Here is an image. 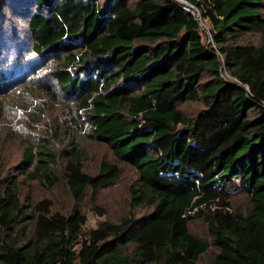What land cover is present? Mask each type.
Returning <instances> with one entry per match:
<instances>
[{
	"label": "trees",
	"instance_id": "trees-1",
	"mask_svg": "<svg viewBox=\"0 0 264 264\" xmlns=\"http://www.w3.org/2000/svg\"><path fill=\"white\" fill-rule=\"evenodd\" d=\"M0 5L24 21L29 51L52 60L54 87L90 138L136 173L130 212L100 234L78 207L61 213L23 193L19 178L59 181L56 152L24 141L0 184V264H198L211 247L210 264H264V0ZM186 103L201 109L188 115ZM120 173L109 162L86 172L73 149L60 175L76 203ZM241 192L242 210L231 204ZM194 219L210 241L189 230Z\"/></svg>",
	"mask_w": 264,
	"mask_h": 264
},
{
	"label": "rangeland",
	"instance_id": "rangeland-1",
	"mask_svg": "<svg viewBox=\"0 0 264 264\" xmlns=\"http://www.w3.org/2000/svg\"><path fill=\"white\" fill-rule=\"evenodd\" d=\"M2 8L0 5V35L3 37L0 41V70L4 78L8 76L9 84L5 86L4 83V88L0 87V184L19 161L24 141L44 142L57 154L52 172L58 175L59 181L49 187L40 181L19 178L23 181V193L34 202L49 199L52 209L61 213L67 214L78 207L86 214L85 229L103 234L105 222H118L130 212L128 187L135 179V170L119 163L107 146L90 138L84 124L78 121L82 118L78 115L76 118L71 112V98L61 95L54 87L50 74L52 60L37 59L29 51L24 21L12 15L11 9ZM194 15L197 16V13ZM203 29L204 40L212 43L206 28ZM20 77H24V80ZM50 90L53 96L48 93ZM180 108L188 115H194L201 105L186 103ZM114 109V106L102 108L104 112ZM74 142L76 146L72 148ZM73 149L79 151L86 172L96 174L102 162H109L121 168L120 176L96 194L89 189L75 203L60 175L65 154ZM245 203L242 192L232 195L231 204L234 208L242 210ZM134 212L140 215L144 210ZM189 230L210 241L207 228L200 220H192ZM75 247L78 249L79 246ZM214 251L211 247L198 264H210Z\"/></svg>",
	"mask_w": 264,
	"mask_h": 264
},
{
	"label": "built area",
	"instance_id": "built-area-1",
	"mask_svg": "<svg viewBox=\"0 0 264 264\" xmlns=\"http://www.w3.org/2000/svg\"><path fill=\"white\" fill-rule=\"evenodd\" d=\"M183 8H184L186 11H188V12H192L191 9H190V6H188V5L184 6Z\"/></svg>",
	"mask_w": 264,
	"mask_h": 264
}]
</instances>
